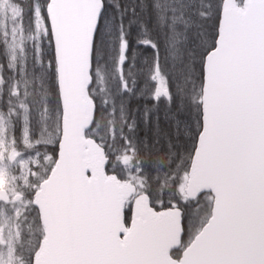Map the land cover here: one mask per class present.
Here are the masks:
<instances>
[{
  "label": "snow or ice",
  "instance_id": "obj_1",
  "mask_svg": "<svg viewBox=\"0 0 264 264\" xmlns=\"http://www.w3.org/2000/svg\"><path fill=\"white\" fill-rule=\"evenodd\" d=\"M0 264H264V0H0Z\"/></svg>",
  "mask_w": 264,
  "mask_h": 264
}]
</instances>
